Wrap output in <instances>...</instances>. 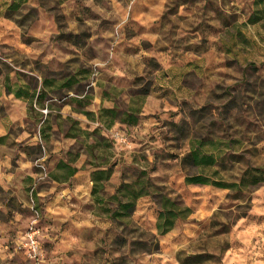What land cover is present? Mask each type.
<instances>
[{
	"label": "rangeland",
	"instance_id": "rangeland-1",
	"mask_svg": "<svg viewBox=\"0 0 264 264\" xmlns=\"http://www.w3.org/2000/svg\"><path fill=\"white\" fill-rule=\"evenodd\" d=\"M22 87L43 95L27 105L25 118L12 121L8 113L20 115L22 108L8 92ZM107 104L116 119L142 120L132 133L136 149L123 157H114L110 137L107 146L88 150L100 133L71 128L85 117L79 110L105 119ZM0 124L8 151L24 149L41 171L25 188L27 201L0 183V264H31L18 246L34 217L30 195L40 211L46 264H264V181L239 191L185 184L194 169L180 163L189 143L204 138L205 149L223 153L218 179L238 182L256 168L264 174V0H0ZM69 133L78 135L75 142L65 139ZM29 135L49 136L62 148L42 159L45 143L27 148ZM87 151L92 164L115 160L119 183L145 170L152 183L179 194L191 214L153 237L151 196L138 198L121 222H111L102 205L72 197L70 216L101 218L61 239L68 220L48 219L45 201L35 196L51 187L41 164ZM114 189L105 183L97 196L107 199ZM140 241H156L158 250L142 253Z\"/></svg>",
	"mask_w": 264,
	"mask_h": 264
},
{
	"label": "crops",
	"instance_id": "crops-1",
	"mask_svg": "<svg viewBox=\"0 0 264 264\" xmlns=\"http://www.w3.org/2000/svg\"><path fill=\"white\" fill-rule=\"evenodd\" d=\"M37 91L38 89L31 90L26 87L11 88L9 90L8 95L11 97L12 102L16 103L22 108L20 110V115H9L8 113V116L12 121H16L17 119L25 118L27 116L26 107L27 105L35 106L36 95L38 93ZM16 94H19V96ZM25 94H27L28 96L33 94L34 96L32 97V99H30L29 97H26ZM65 105L71 107L70 103L68 102H64L62 104V106ZM104 108L112 109L114 107L111 104H107ZM144 109L146 113L149 112L147 106L144 107ZM85 110L92 112V110ZM84 116L85 115L83 114V117ZM94 120L95 119H89L86 116L84 117V119L77 118V122L76 124H74V126L76 125V131L80 129L85 132H91L93 129L96 128L97 133H100V136H102V138L104 139L103 143L107 140V137H110L114 141L116 149H118V152H116L114 157L117 155H119V157H123L125 156L127 151H134L136 149L133 134L137 135L138 128L142 123L141 119H137L134 124L129 125L119 122L118 119H114L112 123H110L106 119H96L95 121ZM51 129L53 130V128H50V130ZM126 129H129L131 134L124 133L123 130L127 131ZM70 134H66L64 136L65 139L75 142L78 135L75 133ZM38 141L39 143L44 142L47 147V153H44L42 159H45L47 156H50V153H54L56 150H60L62 148L60 142H57V144H55V142H52L51 139L49 141V136H46L45 138L40 137L36 140V137H31V135H29V138L26 139L27 148L32 147L34 145H38ZM124 141L126 142L124 143ZM8 143L9 138L7 136V132L4 130L2 124H0V183L6 188H8L9 186H15L18 189L17 192L21 193V197H23V199L27 201V191L29 190V188L27 191H25V188L28 185L34 183V180L41 173V171L35 166V160L31 158L28 155V152L24 149L16 150L12 148V152L10 153L8 151ZM90 145L92 144H88L86 145V147L88 148V146ZM41 147L44 150V146L42 145ZM89 154L90 153L88 151L75 153L73 154V156H76L72 161L71 158L73 156L67 159H60L57 157L54 158L55 161L51 162L52 164H49L47 168L43 163L41 164L42 167L46 169V172H44L43 174L46 175L47 178L50 180L51 187L50 189H48V191H46L45 189L35 190V196L45 201L43 208L44 213L48 219H52L56 222L68 220V229H65L61 234V239L64 240L69 241V239L71 238L69 231L72 230L74 227H92L93 221H97L99 218H101L95 217L94 219V217L90 215L87 216L81 213H79L78 215L70 216L71 213L75 212H71V209L69 207V205H71L70 199L72 197H78V199H80L81 201L90 200L93 202L91 195V190L93 186V182L91 180L92 172L96 169L102 170L107 166L112 165L111 174L105 183L114 182V188L119 183V169L117 162L113 160L115 159L114 157H112V163H109L107 160H104L101 163L92 164L91 162H88ZM68 155L70 154L68 153ZM52 157H54V155ZM60 161L66 164L64 168H57V164ZM13 164H15L14 167L12 166ZM94 165H96L97 167H95ZM70 168H76V171H74V173L66 179H52L50 177V175L52 174H62ZM58 186L61 187V189L57 191L56 188ZM45 197H47V199H45ZM62 212H66L67 214L65 216H62Z\"/></svg>",
	"mask_w": 264,
	"mask_h": 264
},
{
	"label": "trees",
	"instance_id": "trees-1",
	"mask_svg": "<svg viewBox=\"0 0 264 264\" xmlns=\"http://www.w3.org/2000/svg\"><path fill=\"white\" fill-rule=\"evenodd\" d=\"M69 83L70 81L66 82L65 85L69 86ZM16 95L19 96V94ZM25 95L30 99L34 96L33 94L30 96L27 94ZM42 95L43 93H37L36 103H38ZM79 112L83 113L87 118L92 116V112L86 110H79ZM101 112L106 116L105 119L110 123L116 119L114 108H103ZM118 121L129 125L134 124L137 121V118L133 114H128L124 118H119ZM73 124H76V122ZM71 128L76 129L75 126H72ZM78 131L86 134H97L96 128L91 132H85L80 129ZM98 137L99 139H96L94 144L88 146V150L94 149L99 145L107 146L105 142L103 143L104 139L102 136L98 135ZM207 144L208 142L204 138L191 141L187 152L181 157L180 163L182 167L194 169L192 173H185V184L213 185L220 188L239 191L248 184H256L264 181V174H262L261 170L258 168L255 170L259 173L248 174V179L245 178L244 174L238 182L229 183L218 179L215 177L218 173L216 168L220 166L223 161V157L221 156L223 153L214 148L205 149L204 147ZM75 156L71 158V161L74 160ZM65 166L66 164L61 161L57 164V168H64ZM94 166L97 167L96 165ZM205 169H213L210 176L202 173V170ZM74 171H76V168H70L62 174H52L50 177L52 179H66L71 176ZM111 171L112 165H109L102 170L96 169L91 174V180L93 182L91 190L92 200L95 204L102 205L100 206L101 211L107 215L111 222H121V219L130 217L137 199L146 195L151 196L157 206V216L155 220L156 234L153 237L164 235L169 232L176 221L184 220L191 214V208L183 203L179 194L175 193L173 189L168 190L165 188V190H163L164 188L152 183V180L147 176L145 170H141L131 182L120 181L115 187L114 192L107 199L98 197V191L104 189V183L108 180ZM110 204H113V208L109 206ZM138 246L142 253H151L158 250V243L156 241L152 246H149L146 241H140L138 242Z\"/></svg>",
	"mask_w": 264,
	"mask_h": 264
},
{
	"label": "built area",
	"instance_id": "built-area-1",
	"mask_svg": "<svg viewBox=\"0 0 264 264\" xmlns=\"http://www.w3.org/2000/svg\"><path fill=\"white\" fill-rule=\"evenodd\" d=\"M29 201L34 217L23 232L21 236L22 239L18 246L25 249V252L27 254V257L30 259L31 264H46L41 258L42 250L39 241L40 231L36 224V220L39 216L40 211L35 206L34 199L31 195Z\"/></svg>",
	"mask_w": 264,
	"mask_h": 264
}]
</instances>
